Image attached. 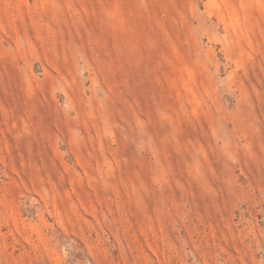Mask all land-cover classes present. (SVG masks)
<instances>
[{"label": "rangeland", "instance_id": "374dc122", "mask_svg": "<svg viewBox=\"0 0 264 264\" xmlns=\"http://www.w3.org/2000/svg\"><path fill=\"white\" fill-rule=\"evenodd\" d=\"M0 264H264V0H0Z\"/></svg>", "mask_w": 264, "mask_h": 264}]
</instances>
